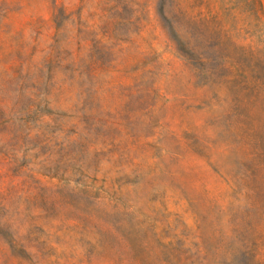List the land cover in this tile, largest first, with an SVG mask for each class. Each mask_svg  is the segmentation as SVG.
Masks as SVG:
<instances>
[{
    "label": "rangeland",
    "instance_id": "rangeland-1",
    "mask_svg": "<svg viewBox=\"0 0 264 264\" xmlns=\"http://www.w3.org/2000/svg\"><path fill=\"white\" fill-rule=\"evenodd\" d=\"M0 264H264V0H0Z\"/></svg>",
    "mask_w": 264,
    "mask_h": 264
}]
</instances>
